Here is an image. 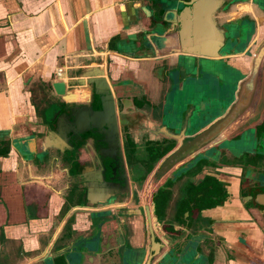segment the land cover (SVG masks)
I'll use <instances>...</instances> for the list:
<instances>
[{
  "label": "crops",
  "instance_id": "1",
  "mask_svg": "<svg viewBox=\"0 0 264 264\" xmlns=\"http://www.w3.org/2000/svg\"><path fill=\"white\" fill-rule=\"evenodd\" d=\"M168 1L0 0V140L10 141L8 156L0 157V264H115L108 261L105 249H111L114 236L120 234L118 228L115 234L117 225L111 220L119 209L128 210L125 249L146 246V223L134 210L141 203L129 199L102 206L85 203L86 190L77 180L76 160H92L93 151L60 150L59 138L49 136L46 145L42 139L55 128L61 105L51 83L61 73L69 77L71 71L94 63L119 86V92L132 96L142 92L144 114L157 117L163 125L170 123L174 131L183 114L201 115L199 106L190 112L197 100L209 102L206 110L214 114L224 108L223 99L192 82L195 79H172L179 60L185 63L186 59L176 54L156 57L142 50V42L155 31V18L162 17L159 8ZM215 18L219 25L231 22L246 28L244 48L228 59L247 71L264 39V0H238ZM167 104L169 108L163 109ZM196 122L189 125L192 134ZM243 169H221L213 175L223 182L238 183ZM261 172V165L245 172L244 194L250 191L248 184L261 182ZM91 173L88 167L86 174ZM204 173L191 181H200ZM183 189L179 183L173 192L177 195ZM236 197L237 190L230 203L202 212L203 217L215 220L212 264H264L263 217L255 218L245 209L246 199L239 203ZM117 241L125 243L121 237ZM208 252L202 246L205 259L198 261L199 254L192 255L190 264L206 263Z\"/></svg>",
  "mask_w": 264,
  "mask_h": 264
},
{
  "label": "water",
  "instance_id": "2",
  "mask_svg": "<svg viewBox=\"0 0 264 264\" xmlns=\"http://www.w3.org/2000/svg\"><path fill=\"white\" fill-rule=\"evenodd\" d=\"M237 1L169 0L159 8L162 17L155 18L154 33H151L141 45L145 53L156 57L176 54L188 61L184 63L179 60L172 79H220L222 77L215 70L216 66L204 65L205 75L199 77L196 66L200 65V61L223 62L235 71L234 77H238L239 80L233 89L232 103L228 105L226 112L220 110L215 113L211 125L199 132L192 134L189 128L191 127L189 125H194L195 118L199 115L183 114L176 131L172 130L173 126L170 123L163 125L157 121V117L152 119L146 116L134 105L133 96L119 92V86L108 80L106 72L97 67L95 63L71 71L69 77L66 72L65 75L61 73L51 83L53 92L61 98L64 105L58 107L55 128L42 139V143L46 145L49 136H55L60 139V150L64 147L72 149L73 152L90 149L95 158H103L110 162L107 169L112 176L108 181H105L103 177L107 170L105 166L101 170H95L91 175L81 173L76 176L79 183L84 184L85 203L88 206L109 204L111 199L128 194L126 174H123L125 178L123 190L118 191L117 189L120 183H113L115 175L118 174L119 165H124L121 129H128L130 134H150L152 132L151 139L165 137L176 140L179 145L200 136L203 143H211L210 146H212L234 136L238 128L240 132L251 129L261 119L264 112V39L256 47L248 70L243 72L237 63L228 59V55L236 51L240 41L247 39L246 28L231 22L219 25L215 18L216 14L226 11ZM164 14L165 17H163ZM171 25H173L172 28L169 27ZM209 72L212 74L209 75ZM75 88H80L81 91H74ZM181 101L183 102V99ZM197 101V104L190 105V112L192 108L198 106L203 110L208 107L209 102ZM91 103H94L98 109H94ZM167 106L168 104L163 109L167 110L169 108ZM183 108V104H180L179 110ZM197 122H199L198 118ZM210 127L212 128L209 129ZM95 135L100 136V140L94 141ZM129 140L132 141L133 137ZM98 143L102 144L99 150L91 147ZM125 150L127 155H135L138 148L136 147L134 153L130 149L125 148ZM94 157L91 162L94 161ZM153 176L154 170L144 184L145 196H148L150 201L151 190H155ZM118 179L121 178L118 177ZM255 201L258 203V200L255 199ZM141 206L145 211L150 250L153 252L148 256L145 264H150L153 256L159 254V246L154 241L153 232L157 219L152 201L149 205L141 202ZM258 210L260 212L251 210L252 214L260 213L264 218V208ZM105 250L110 251V248Z\"/></svg>",
  "mask_w": 264,
  "mask_h": 264
},
{
  "label": "flooded vegetation",
  "instance_id": "3",
  "mask_svg": "<svg viewBox=\"0 0 264 264\" xmlns=\"http://www.w3.org/2000/svg\"><path fill=\"white\" fill-rule=\"evenodd\" d=\"M245 41L243 43H246ZM240 43L242 45V41ZM200 68V65L196 66L197 73L200 72ZM192 82H197L199 87L209 90L208 92L211 95L220 96L225 104V107L221 108V112L227 111L228 105L233 101L235 79H195ZM172 94L175 97L177 96L173 91ZM133 98L136 108L142 110L144 105H146V98L143 93H136ZM91 104L94 109H98L94 103ZM198 111L201 115L198 117L199 122L196 126V131H194L195 133L203 130L208 125L210 126L211 121L214 119L213 115H215L211 113L214 112L212 109ZM237 130L238 132L234 136L210 146L211 143H203L200 136L179 145L174 139L165 137L151 139V133L130 134L128 129H121L124 165H119L118 174L115 175L113 183H120V187L117 189L118 191L123 190L125 188L123 174H126L129 190L127 195H119L118 198L111 200H118L120 201L119 204L127 199L132 203L136 201V205L141 202L147 205L151 201L154 203L157 222L154 224L155 230L153 232L154 241L159 246V254L154 255L156 258L153 256L150 264H190L196 254H199L198 261L203 260L205 257L201 255L202 246H207L209 250L206 256L208 258L207 262H204V264H212L214 255L213 241L214 237H217L213 234L215 220H212L211 217H203L202 212L223 206L226 202L230 203L232 193L235 190L238 191V197L236 198H238L239 203L240 199H246V210L252 213L251 210L260 212L258 209L264 208V203L262 202L264 201L262 200L264 199V178H262L261 182L254 185L250 181L251 184L248 185H251V187L248 194H244L243 191L245 172L256 169L257 165H261L264 171V112L261 119L251 129L241 132L240 128ZM95 136L94 141L100 140V136ZM130 137H133L132 141L129 140ZM91 147L99 150L102 144H94ZM136 147L138 150L135 155L126 154L125 148L130 149L134 153ZM76 161L78 175H81V173L86 174L88 167H91L93 172L101 170L103 166L107 169V165L110 163L108 160L99 157H94L92 162L91 160L80 161L79 158ZM236 167H242V169L246 167L243 169L244 171L242 170L244 176L239 177L238 183L223 182L216 175H213L221 173V169ZM152 170H154L155 184L153 187L155 190H151L150 201L148 196H145L144 184ZM204 171L206 173H204L200 181L196 183L193 180L191 181V179ZM260 175L264 177V173L261 172ZM111 176L112 173L108 169L103 174L105 181H108ZM118 177L121 179H118ZM179 183L184 187L181 193L178 192L182 195H176L173 192L174 187H177ZM255 199L258 200V203ZM134 210L142 217L145 224L146 215L144 208L138 205V208ZM125 211L128 210L119 209L117 210L118 214H114L111 218L114 222L113 224L117 225L116 228L114 227L115 234L118 231L117 228L120 230V234L114 236V243L111 245L110 251H107L108 261H113L116 264L119 259V264H145L148 256L153 254L150 250L147 225L146 246L141 249H131L129 247L125 249L126 245L128 246L126 244L128 232L125 227L127 218ZM260 215V213L253 214L255 218ZM99 216H102V214H99ZM104 220L105 218L101 220L98 231ZM254 221L257 222L256 219ZM0 230L2 229L0 228ZM101 234L100 232L97 235L98 241L102 239ZM118 237H121L122 241L125 242L123 245H119ZM101 249L99 248V252ZM102 257L104 258L106 255Z\"/></svg>",
  "mask_w": 264,
  "mask_h": 264
},
{
  "label": "rangeland",
  "instance_id": "4",
  "mask_svg": "<svg viewBox=\"0 0 264 264\" xmlns=\"http://www.w3.org/2000/svg\"><path fill=\"white\" fill-rule=\"evenodd\" d=\"M245 45H238L236 47V51H241L244 48ZM200 72L197 73L199 77L204 76V66H216L217 68L215 69L216 71H218L222 77H220V79H234L235 77V71L233 69H231L230 67H228L227 65L223 64V62H204V61H200ZM208 73V71H207ZM210 73V72H209ZM212 73H210L209 75H211ZM238 77H236L235 79H237ZM231 81V80H230Z\"/></svg>",
  "mask_w": 264,
  "mask_h": 264
},
{
  "label": "trees",
  "instance_id": "5",
  "mask_svg": "<svg viewBox=\"0 0 264 264\" xmlns=\"http://www.w3.org/2000/svg\"><path fill=\"white\" fill-rule=\"evenodd\" d=\"M61 105L62 106L64 105L62 101H61ZM9 152H10V141L9 139L2 138L0 140V157H7ZM76 167H77V164H76ZM74 169H75V165H74ZM73 171L74 170H72V174H74Z\"/></svg>",
  "mask_w": 264,
  "mask_h": 264
}]
</instances>
